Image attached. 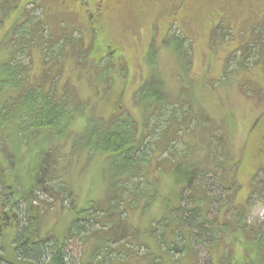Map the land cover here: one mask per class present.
<instances>
[{
  "label": "rangeland",
  "instance_id": "1",
  "mask_svg": "<svg viewBox=\"0 0 264 264\" xmlns=\"http://www.w3.org/2000/svg\"><path fill=\"white\" fill-rule=\"evenodd\" d=\"M43 1L0 2V9L5 8L0 14V65L8 61L9 52L20 49L22 33L23 44L14 59L33 69L28 73L30 86L35 89L31 80L44 77L45 93H62L67 87L87 103L80 104L83 116L75 123V131L81 133L89 119L108 121L111 112L134 117L143 129L151 114L147 105L136 106L135 94L148 79L158 82L175 105L163 109L160 124L155 118L145 125L147 132L156 129L155 141L165 131L167 141L175 139L172 146L180 158L169 156L174 149L164 152L153 148L146 177L127 185L131 190H141V199L132 207H119V216L109 222L104 221L108 218L105 211L98 212L104 225L96 224L82 238H73L67 248L72 257L78 264H97L101 259H95L99 255L95 252L106 243L104 246L114 249L110 254L104 251L107 264H257L258 247L252 233L262 231L264 238V162L256 153L260 142L253 141L248 129L252 119L264 111V55L259 56L262 50L254 46L262 43L249 41L251 55L244 58L236 49L250 33L230 31L232 25L211 35L202 31L200 22L168 23L151 17L128 25L127 19L118 14V22L109 23L112 26L100 38L102 42L92 44L77 17L57 14L56 0H45V7L39 8ZM240 20L246 25L259 22L256 15L250 21ZM168 28L169 32L180 30L187 36L192 47L190 69L184 68L163 43ZM64 39L68 41L66 47ZM152 44L158 49L154 65L146 57ZM53 56L58 61L56 70H52L54 63H49ZM174 109L178 112L172 121ZM10 138V132L0 135L1 175L13 186L17 198H25L40 175V156L48 145L37 138L24 145L16 139L20 146L17 150ZM72 146L71 141L54 146L59 164L52 184L57 199L38 194L39 232L43 236L51 233L59 241L69 237L76 218L73 206L82 210L99 205L106 210L120 199L122 190L116 188L124 185H110L113 173L109 156L73 152ZM171 162L182 164L184 169L195 167L197 180L187 186L186 178L172 168ZM178 179L184 182L179 185ZM21 207L27 208L25 204ZM175 209L181 211V219ZM189 219L194 225L187 222ZM198 223L206 227H198ZM196 226L198 238L194 236ZM122 227L125 232L120 234ZM177 229L181 235L174 237ZM16 235L14 228L5 229L0 254L6 261L23 264L14 249ZM122 235L124 241L117 246L108 242L115 243ZM177 242L180 247L172 250Z\"/></svg>",
  "mask_w": 264,
  "mask_h": 264
},
{
  "label": "trees",
  "instance_id": "2",
  "mask_svg": "<svg viewBox=\"0 0 264 264\" xmlns=\"http://www.w3.org/2000/svg\"><path fill=\"white\" fill-rule=\"evenodd\" d=\"M2 1L3 0L0 2ZM35 1L40 2L43 0ZM44 1L38 4L39 8L45 7ZM2 12H5V8L0 9V14ZM2 22L3 20L0 18V29L2 28ZM177 31L171 32L169 34L170 37L164 39L163 43L168 50L179 58L184 68L190 69L192 66L190 48L192 47L188 44L189 40L187 36L183 35L184 37H182L181 34L178 35L176 33ZM19 33L21 32H18V34ZM20 35L23 36L22 33ZM21 36L18 40L20 41V49L18 50L15 48V51L9 52V56L7 57L8 61L0 65V135L10 132L12 138H10L9 141L15 142V146H17L15 148L17 150H19L20 146L17 145L16 139L19 140V143L22 141L24 145L27 144L29 139L37 138L43 140L48 146L43 150L40 156V175L35 185L27 192L25 198L19 199L16 197L13 186H10L5 179H3L0 171V242L5 229L11 227L17 232L14 240V249L18 260L23 264H78V261L75 260L74 256L72 257L67 249L68 243L75 237L82 238L83 235L85 236L87 233H90L94 225H104V222L102 223V221H100L102 217H100L98 212L104 213L105 211L108 218L104 221L108 220L109 222L113 216H119V207L123 205L124 207L129 205L132 207L134 203H137V201L141 199L143 192L138 190L137 187L135 188V190L137 189L136 191L134 189L131 190L127 185L136 178L141 180L142 177H146V168L151 159L149 154L153 148L156 147L157 150L164 152L174 149V151H171L174 153L168 152L170 154L169 156L172 158H180V156H177L175 147L172 146L175 144L172 143L176 141L175 139L167 141V132L165 131L163 134L160 133L159 136H161V139L155 141L157 134L156 129L147 132L146 129H148V125H145L148 124L150 120L154 121L155 118L160 124L161 117L164 114L163 109L170 105H175L168 100L162 91L161 85L156 81L154 82L148 79L146 82H142V85L135 94L136 106L144 107L147 105L148 113L151 114L148 115L143 129H140V125L134 117L128 114L119 116L115 114V112H111L110 116L107 118L108 121H100L97 123L89 119L86 121L83 131L78 133L75 131L74 126L83 116L81 111L82 106L80 104L87 106V103L81 101V99L75 95V93L73 94V92H70L67 87L63 89L62 93H56L54 90H48V92L45 93L44 88L46 81L44 77L31 80L34 81L35 89L30 86L28 73L32 72L33 69L31 70L30 66L17 63L14 59L17 55L16 51L19 52L23 44ZM62 42L65 47L68 45L67 40L64 39ZM46 45L48 44L45 43V46ZM156 50H158L157 47L152 44L146 54V57L152 60L153 65L156 62L155 58H153L156 54ZM52 60L53 61L49 63H54L52 70H56L55 66L58 64V61L54 56ZM177 112L178 110L174 109V114L170 117L172 121L175 116H177ZM196 123L198 124V121H196ZM158 127L159 125L156 126L157 130L159 129ZM62 141H71L73 143V152L84 150L89 155L103 154L109 156L111 159L110 170L113 173L111 175L112 182L110 185H114L115 183L118 184L119 182L124 185L116 188L122 190L121 196H119L120 199H116L114 204H109L106 210H103L99 205H96L93 209L82 208V210H78L75 207L76 205L73 206L76 212V218L72 222L69 237L64 241H59L51 233L43 236L39 232L40 229L38 226L41 204L38 194L46 193L47 195H51L54 200L57 199L54 195V193H56L54 192L56 188L53 187L52 184V176L57 171L56 169H58L59 164L57 162L58 156L54 153V146ZM169 160L171 161V159ZM171 164L174 170L178 173L181 172L180 175L186 178L185 184L187 186H189L193 180H197L198 173L195 167L184 169L182 164L178 166L172 162ZM180 181L184 182V180L178 179L177 184H179L178 182ZM257 184L260 183L257 182ZM111 189L114 190V188ZM130 196L131 198L128 199ZM22 204H25L27 208L23 209L21 207ZM174 211L177 212L178 218L181 219V211H179V209H175ZM91 220H93V222ZM189 220H187V222L194 225V222ZM169 221L172 220L169 219ZM198 224V227L205 226L202 223ZM122 225L125 226V222H123ZM195 229L194 236L198 238L200 231L197 229V226ZM123 231L125 232V227H122L120 234H123ZM178 231L177 229L175 234L173 232L174 237L179 236L181 232L178 233ZM196 231H198V234H196ZM211 231L216 234L215 228L212 227ZM262 233V231L252 233V237L258 247L257 252L259 256L257 264H264V238ZM215 234L212 235V240ZM122 236L119 237L115 243L111 240L108 242L117 246L120 241H124V236ZM164 239L165 236H162V244L165 243ZM105 244H101L99 250L95 252L99 254L95 259H98V257L101 259L97 264H107L108 260L106 259V254H110L114 251L113 247L108 245V247L104 246ZM172 246H174L172 250H176L180 247L178 242ZM106 250L107 253L105 254L104 251ZM172 250L168 247L169 252ZM128 252H130V250ZM0 264L14 263L8 260L6 261V258L0 254ZM81 264L91 263L88 261L87 263L84 262Z\"/></svg>",
  "mask_w": 264,
  "mask_h": 264
},
{
  "label": "flooded vegetation",
  "instance_id": "3",
  "mask_svg": "<svg viewBox=\"0 0 264 264\" xmlns=\"http://www.w3.org/2000/svg\"><path fill=\"white\" fill-rule=\"evenodd\" d=\"M59 2L57 13L77 17L78 22L86 28L90 43L102 42L110 28L109 23H117L119 16L126 18L128 25L135 21L151 18L155 21L163 20L179 23L202 24V31L217 35L228 29V25L238 29L241 33H250L247 40L236 49L244 58H250L249 41L255 42V49L262 50L258 55H264V0H56ZM119 14V16H118ZM256 15L258 21L251 25L242 24L239 18L250 21ZM241 23V26L238 25ZM125 25V24H124ZM239 26L237 28L236 26ZM231 26V27H232ZM172 27V26H171ZM235 27V28H234ZM249 29V30H248ZM179 34L183 33L178 30ZM171 32L166 31V39ZM255 38V39H254ZM254 39V40H253ZM261 42V43H260ZM254 48V47H253ZM110 53L109 55H112ZM257 54V53H256ZM227 61V60H226ZM158 83V82H157ZM159 84V83H158ZM160 85V84H159ZM253 141H259L256 149L259 161L264 162V111H261L250 122L248 129ZM264 167V165H263ZM262 167V168H263Z\"/></svg>",
  "mask_w": 264,
  "mask_h": 264
}]
</instances>
